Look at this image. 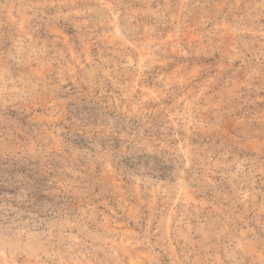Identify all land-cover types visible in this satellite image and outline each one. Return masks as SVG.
Returning a JSON list of instances; mask_svg holds the SVG:
<instances>
[{"label":"rangeland","instance_id":"obj_1","mask_svg":"<svg viewBox=\"0 0 264 264\" xmlns=\"http://www.w3.org/2000/svg\"><path fill=\"white\" fill-rule=\"evenodd\" d=\"M0 264H264V0H0Z\"/></svg>","mask_w":264,"mask_h":264},{"label":"trees","instance_id":"obj_2","mask_svg":"<svg viewBox=\"0 0 264 264\" xmlns=\"http://www.w3.org/2000/svg\"><path fill=\"white\" fill-rule=\"evenodd\" d=\"M117 141H118V139H117ZM138 160H139L138 166L140 168L144 169L148 174L149 173L151 174L152 172H155V169L157 167L151 166L149 163H144L141 159H138Z\"/></svg>","mask_w":264,"mask_h":264}]
</instances>
